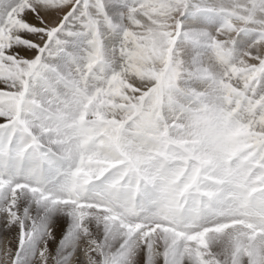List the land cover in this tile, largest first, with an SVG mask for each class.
Instances as JSON below:
<instances>
[{"label":"snow or ice","instance_id":"1","mask_svg":"<svg viewBox=\"0 0 264 264\" xmlns=\"http://www.w3.org/2000/svg\"><path fill=\"white\" fill-rule=\"evenodd\" d=\"M0 264H264V0H0Z\"/></svg>","mask_w":264,"mask_h":264}]
</instances>
